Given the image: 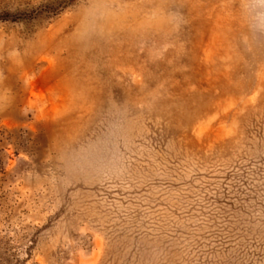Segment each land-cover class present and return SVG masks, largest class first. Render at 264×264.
I'll use <instances>...</instances> for the list:
<instances>
[{
	"label": "rangeland",
	"instance_id": "obj_1",
	"mask_svg": "<svg viewBox=\"0 0 264 264\" xmlns=\"http://www.w3.org/2000/svg\"><path fill=\"white\" fill-rule=\"evenodd\" d=\"M0 264H264V0H0Z\"/></svg>",
	"mask_w": 264,
	"mask_h": 264
}]
</instances>
